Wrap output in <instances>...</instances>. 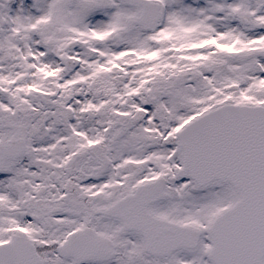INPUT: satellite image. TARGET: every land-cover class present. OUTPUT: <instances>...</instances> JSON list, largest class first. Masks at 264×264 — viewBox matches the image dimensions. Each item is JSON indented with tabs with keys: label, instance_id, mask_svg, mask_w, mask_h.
I'll return each instance as SVG.
<instances>
[{
	"label": "snow or ice",
	"instance_id": "6c2138e0",
	"mask_svg": "<svg viewBox=\"0 0 264 264\" xmlns=\"http://www.w3.org/2000/svg\"><path fill=\"white\" fill-rule=\"evenodd\" d=\"M0 264H264V0H0Z\"/></svg>",
	"mask_w": 264,
	"mask_h": 264
}]
</instances>
